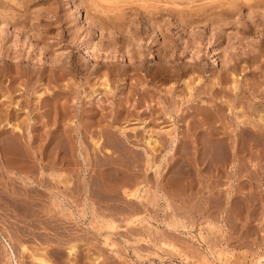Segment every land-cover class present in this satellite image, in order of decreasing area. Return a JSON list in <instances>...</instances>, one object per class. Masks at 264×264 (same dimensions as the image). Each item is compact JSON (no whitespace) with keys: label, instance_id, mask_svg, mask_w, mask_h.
<instances>
[{"label":"rangeland","instance_id":"1","mask_svg":"<svg viewBox=\"0 0 264 264\" xmlns=\"http://www.w3.org/2000/svg\"><path fill=\"white\" fill-rule=\"evenodd\" d=\"M232 78L264 90V0H0V95L51 105L0 118L40 184L0 159V264H264V128L221 104Z\"/></svg>","mask_w":264,"mask_h":264},{"label":"bare ground","instance_id":"2","mask_svg":"<svg viewBox=\"0 0 264 264\" xmlns=\"http://www.w3.org/2000/svg\"><path fill=\"white\" fill-rule=\"evenodd\" d=\"M107 1V0H106ZM209 1V0H208ZM108 2H110V1H108ZM232 5V4H231ZM108 7V6H107ZM199 8V7H198ZM261 9V8H260ZM209 16V15H208ZM227 19V18H226ZM233 70V69H232ZM231 70V71H232ZM23 73V72H22ZM95 73V72H94ZM229 73H230V71H229ZM198 74V73H197ZM234 74V73H233ZM233 74H232V76H233ZM229 76H231V74L230 75H228V77ZM124 78V77H123ZM230 79H231V77H229ZM232 80H233V82H231L230 83V90H228V91H230L229 93H228V98L229 99H227V101H225V102H221V104L223 103L224 104V106L226 107V109L228 110H230V108H231V105H233V103H235V101L237 102V105H234L233 107L234 108H236L235 106H238L237 108H239L240 110H242V111H239V112H242V114H240V116H238V115H235L236 113H237V111L236 112H234L236 109H234V111L233 112H230L231 114L232 113H234V114H232V116H234V117H236V118H240V117H243V118H247V122H241V125L242 126H244L243 128H242V126L241 125H239V127L241 128L240 129V132L244 135V137L246 136L247 138H248V136H249V138H251L250 136H254V134L256 133V130L258 131V130H262L263 128H264V90H261V91H259V90H257V88H251V86H250V88L251 89H249L248 91H245V93H244V91L243 92H240V91H238V93H237V90H238V86L235 88L234 86H233V88H232V86H231V84H233V85H238V84H236V83H238L237 82V80H234L233 78H232ZM232 80H230V81H232ZM220 81V80H219ZM161 82V81H160ZM219 84V83H218ZM216 85V84H215ZM223 86V85H222ZM227 87V86H226ZM229 88H227V89H229ZM225 89V88H224ZM224 89L222 90V91H224ZM242 89L243 88H241L240 90L242 91ZM245 89V88H244ZM10 90V89H9ZM9 90H8V88H7V90H5V92H4V94H2V95H0V97L2 96V97H4L6 100H4V98L0 101V118L2 119V118H9V120H8V122H11V120L12 119H14V118H21L23 115H24V117H26V118H29L28 116L30 115V113H33V110L34 111H40L41 109H43V108H49L50 109V104L48 103L49 101L47 100V99H44V100H40L39 101V103H38V105L34 108L33 107V110L31 109V107H30V109H31V111H27V109H29L28 108V102H26V100H25V102L24 103H15V101L13 100V99H11V97H9L8 96V92H9ZM247 90V89H246ZM8 91V92H7ZM10 92H12V91H10ZM226 93V92H225ZM245 94V97L244 96H242V94ZM12 94V93H11ZM227 96V95H226ZM1 97V98H2ZM28 97V96H27ZM38 98V97H37ZM256 98H258L259 100L258 101H254V99H256ZM40 99V98H39ZM226 100V99H225ZM29 101V100H28ZM48 101V102H47ZM221 104H219V107H218V110H219V118H223L222 116H223V113H228L225 109H224V111H222V109H223V104L221 105ZM236 104V103H235ZM217 106V105H216ZM232 107V108H233ZM214 108V107H213ZM231 108V109H232ZM49 109L47 110V109H44L45 111L44 112H41L40 114L38 113L37 115L35 114H33L34 115V117H38L39 116V118H42V117H44V116H46V115H48V114H50V112H51V110L49 111ZM199 109V108H198ZM202 109V108H201ZM200 109V110H201ZM204 109V108H203ZM202 109V111H206V110H203ZM197 110V109H196ZM202 111H201V114H202ZM30 112V113H29ZM49 112V113H48ZM216 112V111H215ZM200 113V112H199ZM211 113V112H210ZM237 114H239V113H237ZM205 115L207 116V113L205 112ZM214 115V114H213ZM212 115V116H213ZM217 115V114H216ZM225 115V114H224ZM227 115H229V114H227ZM52 116V115H51ZM211 116V117H212ZM33 117V118H34ZM203 117V116H202ZM210 117V118H211ZM216 117V116H215ZM53 118H56L55 116L53 117ZM246 120V119H245ZM8 124V123H7ZM249 124V125H248ZM10 125V124H9ZM13 127H12V129L11 130H9V132H7V131H2L1 133H0V135H2V134H4V133H10V137L11 138H8V139H5L3 142H2V144H1V142H0V159H1V163L2 164H4V166H5V168H6V170L7 171H9V172H13L14 174L16 173V175L18 174V176H19V178L21 179V180H23V181H25L26 182V180L27 181H29L28 183H30V184H35V180H31L30 178H28L27 176H22L23 174H26L25 173V168H22V167H20V166H18V167H16V168H13V167H15V166H13L12 167V164H13V162L15 161V160H11L10 158H9V156H12V155H20V148L19 147H21L22 145H24L23 143H22V145H21V139L24 137V133L21 131V128H20V124H15V125H12ZM246 126H249V127H246ZM26 127V126H25ZM246 127V128H245ZM263 127V128H262ZM255 129V130H253V129ZM239 129V128H238ZM17 130V131H16ZM240 132H238L239 133V135H237V137L235 136H226V139H227V137H228V140H230V142H231V145H229V143L227 142L228 140H226V142L228 143V148L226 147V146H224V147H226L227 148V151H229L228 153H230V154H228V157L230 158V161H232V163H234L233 161H234V159H235V156L238 154V143H239V141H241L240 139H241V137L243 138V136H241V133ZM236 133V132H235ZM224 134V133H223ZM233 134V133H232ZM225 136V135H224ZM241 136V137H240ZM25 137H26V135H25ZM29 137V136H28ZM257 137V136H256ZM253 138V137H252ZM152 139V138H151ZM25 140V139H24ZM222 139L221 138H219V141H221ZM247 140V139H246ZM225 141V140H224ZM252 141H253V139H252ZM25 142V141H24ZM21 145V146H20ZM31 145V144H30ZM23 148V147H22ZM240 148V147H239ZM219 149H220V151H219V162H222L223 160H226L227 159V152H225L224 151V149L222 148V150L224 151H221V148L219 147ZM229 149V150H228ZM232 149V151H230ZM234 151V152H233ZM56 153V152H55ZM236 154V155H235ZM15 155V156H16ZM230 155V156H229ZM237 157V156H236ZM53 158H55V157H53ZM57 159V158H56ZM52 160H54V162H55V159H52ZM237 160V159H236ZM16 162V161H15ZM14 162V163H15ZM21 163L23 162L22 160L20 161ZM53 162V161H52ZM53 162V163H54ZM61 162V161H60ZM53 163H52V167L50 166L49 168H50V178L52 179V180H54L56 183L54 184V187H52V188H54V189H56L57 190V188H58V186L59 185H61V186H63L66 182V177L64 176V172L66 171V170H69V169H71V164L69 163V165H67V166H65V167H67V168H64L63 167V165H60V166H58L57 167V165H53ZM64 163V162H63ZM62 163V164H63ZM64 165H65V163H64ZM55 166V167H54ZM38 167V166H37ZM57 167V168H56ZM41 168V167H40ZM42 169V168H41ZM64 171V172H63ZM57 180V181H56ZM37 183V182H36ZM39 184V182L37 183V185ZM40 185V184H39ZM53 186V185H52ZM52 188H47L49 191H50V194H51V196H53L54 197V199L56 200L57 198H58V196H65V197H67L66 195H68V196H70L67 192H66V194H65V192H58V193H53V189ZM86 189V188H85ZM135 190V189H134ZM57 191H59V189L57 190ZM136 192H138V191H136L135 190V192H134V194H132L131 196H136L137 195V193ZM58 194H60V195H58ZM12 200V199H11ZM84 213V212H83ZM8 248L10 249L9 251H8V254L10 255V259L12 260L11 262H13V264H18L17 263V261L15 260V256L13 255L14 253H13V251H12V249L8 246ZM26 247H22V250L23 251H26L27 249H25ZM75 250H76V245H70L69 247H68V251H69V253L70 254H74L75 253ZM31 255V254H30ZM32 260L34 261V262H39L40 264H48V260H46L45 258H43V257H36V256H32ZM38 263V264H39ZM33 264V263H32ZM37 264V263H36Z\"/></svg>","mask_w":264,"mask_h":264}]
</instances>
